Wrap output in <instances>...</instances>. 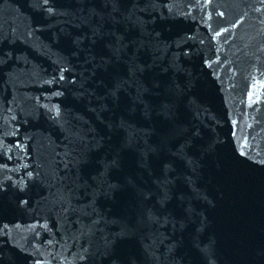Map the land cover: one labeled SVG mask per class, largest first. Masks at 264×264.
Here are the masks:
<instances>
[{"label": "water", "instance_id": "1", "mask_svg": "<svg viewBox=\"0 0 264 264\" xmlns=\"http://www.w3.org/2000/svg\"><path fill=\"white\" fill-rule=\"evenodd\" d=\"M53 4L0 0V264H264V0Z\"/></svg>", "mask_w": 264, "mask_h": 264}, {"label": "snow or ice", "instance_id": "2", "mask_svg": "<svg viewBox=\"0 0 264 264\" xmlns=\"http://www.w3.org/2000/svg\"><path fill=\"white\" fill-rule=\"evenodd\" d=\"M208 2H210V0H208ZM37 3H38V5L42 11H45L51 15L55 14L56 9L54 7L53 0H37ZM221 15H223V13H221ZM10 55H11L10 53H6V52H3L2 50H0V64L6 63L7 58H9ZM60 71H61V73H63L66 70L61 69ZM59 80H61V81L65 80V76L63 74H61L59 76ZM72 82L76 83V80L73 79ZM56 95L62 96L63 93L57 92ZM49 111H52V109H49ZM62 115H63L62 110L60 109L59 106H56V116L54 117V119L59 120ZM5 168H6V166L4 164H0V170H3ZM38 176H39L38 173L34 175L33 172L28 171V172H26L25 177H22L18 182L13 184V187L17 188L21 194V196L18 200L19 204L26 205L29 203V200L25 199L24 197L27 196L29 194V192H31L33 190L34 186L39 183ZM4 191H6L5 184L3 181H0V194H3Z\"/></svg>", "mask_w": 264, "mask_h": 264}]
</instances>
